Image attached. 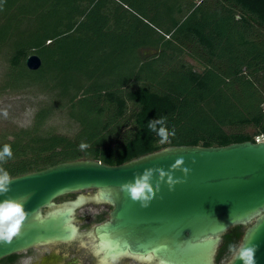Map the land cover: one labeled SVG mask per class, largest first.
Wrapping results in <instances>:
<instances>
[{
  "label": "trees",
  "instance_id": "trees-1",
  "mask_svg": "<svg viewBox=\"0 0 264 264\" xmlns=\"http://www.w3.org/2000/svg\"><path fill=\"white\" fill-rule=\"evenodd\" d=\"M105 3L0 0L5 86H34L47 97L30 125L0 135V149L12 150L0 170L13 177L85 158L117 165L169 145L264 137V0H172L160 21ZM92 4L105 11L88 25ZM32 53L42 61L37 70L25 65ZM56 109L76 123L73 135L45 129ZM158 119L175 129L166 144L146 130ZM238 228L224 236L218 258L238 241Z\"/></svg>",
  "mask_w": 264,
  "mask_h": 264
},
{
  "label": "water",
  "instance_id": "water-1",
  "mask_svg": "<svg viewBox=\"0 0 264 264\" xmlns=\"http://www.w3.org/2000/svg\"><path fill=\"white\" fill-rule=\"evenodd\" d=\"M41 63L36 53L25 60L29 70ZM178 157H183L182 165L171 169ZM184 167L187 174L180 170ZM145 169L171 172L177 182L170 190L161 180L147 207H141L120 185ZM9 178L0 199L22 201L26 216L11 239L0 240V258L41 244L82 240L75 210L85 199H56L95 189L87 200L112 206L109 219L94 229L112 256L145 264H218L222 235L241 225L246 227L239 242L256 244V264H264V139L169 145L117 165L77 159Z\"/></svg>",
  "mask_w": 264,
  "mask_h": 264
},
{
  "label": "rangeland",
  "instance_id": "rangeland-1",
  "mask_svg": "<svg viewBox=\"0 0 264 264\" xmlns=\"http://www.w3.org/2000/svg\"><path fill=\"white\" fill-rule=\"evenodd\" d=\"M98 2H108L105 3L108 7L109 4L113 5L118 14H123V11L126 12V9L132 10L136 7H139L140 11L142 10L144 13L150 17H154L155 19L161 18L162 15L165 14L164 5H170L172 0H97ZM200 1V0H197ZM127 4V5H126ZM102 4H99L96 7L94 4L90 5L89 11L91 10L90 16L85 17V22L89 25L94 21V15L96 11V17L105 11L104 8H100ZM130 6V7H128ZM88 10L86 12H89ZM131 11H129L130 13ZM168 12V11H167ZM146 15V14H145ZM176 15V14H175ZM238 15V14H236ZM85 16V15H84ZM238 17V16H236ZM156 20V21H158ZM146 21V20H145ZM257 25V24H256ZM261 30L264 31L263 27ZM141 54L143 57H151L155 53L152 49H141ZM8 48L4 47L0 51V135L4 132L25 128L32 123L33 115L35 110L39 105L46 103L47 97L44 94H41L40 91L34 86H26L9 89L5 86V80L7 78L6 73L10 69V65L8 62L9 58ZM182 59L185 63L189 64L196 71H201L202 66L193 60L189 55L183 54ZM21 75V74H20ZM264 81V80H263ZM7 113L6 115L4 113ZM45 129H49L53 132L73 135L76 130V123H74L63 110H55L53 115L47 120L45 125ZM10 138V136H8ZM89 226H93L94 222L87 223ZM246 226H240L241 231L245 229ZM87 240V239H85ZM236 243H239V239ZM231 257V253L227 251L220 258L217 257L218 264H224L225 261Z\"/></svg>",
  "mask_w": 264,
  "mask_h": 264
},
{
  "label": "flooded vegetation",
  "instance_id": "flooded-vegetation-1",
  "mask_svg": "<svg viewBox=\"0 0 264 264\" xmlns=\"http://www.w3.org/2000/svg\"><path fill=\"white\" fill-rule=\"evenodd\" d=\"M94 193L95 189L75 191L56 199L58 203L77 200L80 197L85 199V202L78 205L75 210L76 224L82 232V240L32 246L0 258V264H145L134 257L108 254V249L104 247L94 229L109 219L112 206L104 202L87 200ZM90 222H94L92 227L87 224ZM239 226L241 225L232 226L222 235V244L224 236L231 232L235 233Z\"/></svg>",
  "mask_w": 264,
  "mask_h": 264
},
{
  "label": "clouds",
  "instance_id": "clouds-1",
  "mask_svg": "<svg viewBox=\"0 0 264 264\" xmlns=\"http://www.w3.org/2000/svg\"><path fill=\"white\" fill-rule=\"evenodd\" d=\"M7 114L6 112L4 113ZM165 121L163 119L152 120L148 122L146 130L155 133L159 138L161 144L169 142V137L175 135V129L168 130L165 128ZM12 150L9 145H4L0 149V160L10 158ZM183 163V157H178L176 161L170 165L171 169H177ZM187 174L189 169L187 167L180 169ZM156 176L155 182L153 176ZM166 178V179H165ZM164 180L169 189L177 182L173 178L171 172H165L162 169H145L138 176H133L130 182H125L120 185L123 191L133 202H138L141 207H147L152 200L154 192L153 188L159 190V183ZM11 179L5 170H0V193L8 191ZM26 216V208L22 201L16 199L4 198L0 199V240H9L18 231L21 222ZM257 245L253 243H234L229 246L231 253V264L235 261H240V264H256L255 253ZM228 264V261H225Z\"/></svg>",
  "mask_w": 264,
  "mask_h": 264
},
{
  "label": "built area",
  "instance_id": "built-area-1",
  "mask_svg": "<svg viewBox=\"0 0 264 264\" xmlns=\"http://www.w3.org/2000/svg\"><path fill=\"white\" fill-rule=\"evenodd\" d=\"M263 139H264L263 136H256L255 139H254V141L255 142H258V141L263 140Z\"/></svg>",
  "mask_w": 264,
  "mask_h": 264
}]
</instances>
